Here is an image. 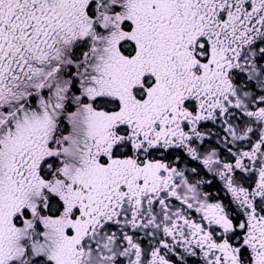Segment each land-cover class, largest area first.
Returning a JSON list of instances; mask_svg holds the SVG:
<instances>
[{
    "label": "snow or ice",
    "instance_id": "1",
    "mask_svg": "<svg viewBox=\"0 0 264 264\" xmlns=\"http://www.w3.org/2000/svg\"><path fill=\"white\" fill-rule=\"evenodd\" d=\"M0 264H264V0H0Z\"/></svg>",
    "mask_w": 264,
    "mask_h": 264
}]
</instances>
